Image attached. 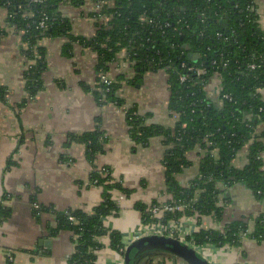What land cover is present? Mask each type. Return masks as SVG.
<instances>
[{"label": "trees", "instance_id": "trees-1", "mask_svg": "<svg viewBox=\"0 0 264 264\" xmlns=\"http://www.w3.org/2000/svg\"><path fill=\"white\" fill-rule=\"evenodd\" d=\"M85 1L0 0V12L4 11L8 26L20 35L22 53L29 60L23 72L28 95L32 98L43 88L46 52L38 43L43 37L67 38L63 45L67 55L73 44L90 48L97 55L98 73L106 72L124 51L123 60L131 62L132 75L120 72L110 83H103L98 76L93 87L82 85L92 92L97 105L109 103L123 109L128 134L135 143L145 145L152 136L163 138L165 188L171 194L168 201L181 202L185 208L168 213L161 221L196 213L220 219L223 207L219 200L225 197L221 184H243L255 198L264 200V98L259 91L264 87V30L258 20L257 0H103L98 12H88L96 18L91 36L74 34L71 19L60 9L65 3L79 7ZM7 33L0 22V39ZM190 53L196 56L190 57ZM196 68L204 72L198 74ZM159 69L167 73V107L176 115L172 126L147 124L146 117L134 106L125 105L118 94L123 82L136 85L147 71ZM215 73L221 81L218 104L205 89ZM180 75H185L183 81ZM4 92L0 84L1 98ZM96 121L93 130L67 134L69 143L84 144L91 164L103 152L106 138L100 118ZM245 145L246 163L236 167L232 160ZM195 148L200 150L198 172L183 185L177 176L192 165L186 153ZM104 171L94 169L87 179L88 184L102 189L101 201L91 212L69 209L55 215V230L72 232L75 248L69 264H94L95 250L102 246L99 238L106 234L110 247L124 252L122 234L106 228L103 218L119 209L111 190L125 195L131 190L113 180L107 167ZM135 206L143 223L154 220L146 204L137 202ZM4 214L0 203V218ZM251 219L252 229L247 221L236 219L222 230L200 228L186 238L216 246L238 245L243 237L263 240L264 212Z\"/></svg>", "mask_w": 264, "mask_h": 264}, {"label": "crops", "instance_id": "crops-1", "mask_svg": "<svg viewBox=\"0 0 264 264\" xmlns=\"http://www.w3.org/2000/svg\"><path fill=\"white\" fill-rule=\"evenodd\" d=\"M89 0L79 7L65 3L61 11L72 21L74 34L91 36L95 19L89 16ZM259 23L264 30V0H257ZM0 22L8 33L0 39V203L5 214L0 218V264H69L74 251L72 232L55 230L56 213L69 209L91 212L101 201L100 186L88 184L94 169L107 167L113 180L130 189L125 195L111 190V197L119 206L117 213L103 218V225L122 234L124 248L140 235L142 214L137 202L148 205L152 201H166L171 197L165 188V146L161 136H152L148 143H135L128 134L122 108L112 104L97 105L93 94L82 85L93 87L97 82L96 53L88 47L73 44L69 55L63 52L65 37H43L38 43L45 48L46 69L42 73L43 88L34 97L25 89L23 72L29 60L22 53L20 35L0 12ZM124 51L109 64V76L120 72L132 75L131 68H121ZM219 80L206 84L208 96L220 102L215 89ZM260 94L264 98V87ZM125 105L134 106L146 117L147 124L172 126L175 117L167 102L170 90L164 69L147 71L141 83H122L118 90ZM100 118L105 132L103 152L91 164L85 146L68 142L67 134L90 131ZM261 126L258 127L260 129ZM200 150L186 153L192 165L177 178L185 185L196 176ZM247 145L241 148L232 164L246 163ZM261 169L264 171V152ZM225 197L219 200L223 214L216 219L211 214L190 215L179 223L183 233L203 229H222L226 223L243 219L253 228L252 216L264 212V200L255 198L243 184L225 187ZM38 205V209L35 207ZM190 232V233H189ZM102 246L95 250L94 264H123V254L109 244L108 234L99 238ZM203 257L212 264H264V239L243 237L238 245L204 246ZM156 255H153L154 257ZM166 255L158 254L152 262L144 258L140 264H166ZM171 264H184L170 258Z\"/></svg>", "mask_w": 264, "mask_h": 264}, {"label": "built area", "instance_id": "built-area-1", "mask_svg": "<svg viewBox=\"0 0 264 264\" xmlns=\"http://www.w3.org/2000/svg\"><path fill=\"white\" fill-rule=\"evenodd\" d=\"M101 3H104V1L103 0L91 1L90 2L91 6H90L89 11L93 10L95 12H98L101 7ZM93 18L96 19L95 17ZM120 67L121 68H131V62L129 60H123L120 63ZM250 67L254 68L255 64L254 63L250 64ZM195 71L198 74L204 72L202 68H196ZM98 76L100 77V81H102L103 83H110L112 80V78L109 76L108 70L106 72H99ZM213 78L218 79L219 80L218 82L220 83L217 85L215 89L216 96L219 97L220 90H221L220 76L217 73H215L212 79ZM184 79H185V75H180V80L183 81ZM227 96H228L227 94L223 95V97H227ZM116 108L119 109L118 107ZM174 116L176 115L174 114ZM261 157L263 160V153L261 154ZM100 170L105 172L104 167L100 168ZM35 207L37 208L38 205L35 204ZM184 208H185V205L183 203L175 202V201H168V199L166 201H156V202L149 203L147 205L146 211L149 214V216L153 218L154 220L143 224V229L140 230V235H138V237L143 236V235H148V234L165 235V236L174 237L186 243L187 245H189L190 247L194 248L196 251L202 254L205 250L204 246L207 244H196L191 239L186 238L188 233L186 232L183 233L184 231L183 226L181 223H179V221H181L182 218L188 217V219H191L190 215H181L177 218H169L166 221H161V219L164 218L165 215H167L168 213H172L174 211H183ZM70 219H73V218L70 217ZM210 245H213V244H210Z\"/></svg>", "mask_w": 264, "mask_h": 264}, {"label": "water", "instance_id": "water-1", "mask_svg": "<svg viewBox=\"0 0 264 264\" xmlns=\"http://www.w3.org/2000/svg\"><path fill=\"white\" fill-rule=\"evenodd\" d=\"M190 57L195 54L190 53ZM158 254H164L167 258L184 264H212L194 248L177 238L148 234L133 239L126 245L123 252V264H140L147 258L151 262ZM153 255H156L152 257Z\"/></svg>", "mask_w": 264, "mask_h": 264}, {"label": "rangeland", "instance_id": "rangeland-1", "mask_svg": "<svg viewBox=\"0 0 264 264\" xmlns=\"http://www.w3.org/2000/svg\"><path fill=\"white\" fill-rule=\"evenodd\" d=\"M165 262H166V264H171L170 258H166Z\"/></svg>", "mask_w": 264, "mask_h": 264}]
</instances>
